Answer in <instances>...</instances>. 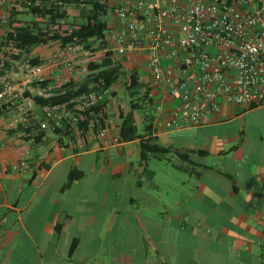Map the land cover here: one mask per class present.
I'll return each mask as SVG.
<instances>
[{"label":"crops","instance_id":"crops-1","mask_svg":"<svg viewBox=\"0 0 264 264\" xmlns=\"http://www.w3.org/2000/svg\"><path fill=\"white\" fill-rule=\"evenodd\" d=\"M146 59L115 58L141 75ZM146 81L154 113H136L140 135L188 150L189 160L143 159L137 137L107 144L89 134L82 150L74 134L52 130L35 144L2 137L16 145L0 161L29 150L32 165L0 175V264H264V104L226 105L203 125L177 128L180 99ZM72 170L81 176L64 188Z\"/></svg>","mask_w":264,"mask_h":264},{"label":"built area","instance_id":"built-area-1","mask_svg":"<svg viewBox=\"0 0 264 264\" xmlns=\"http://www.w3.org/2000/svg\"><path fill=\"white\" fill-rule=\"evenodd\" d=\"M103 2L115 17L105 48L98 49L97 41L88 48L86 43L56 40L26 55L9 36L17 24L11 23L7 0H0V153L16 145L2 137L15 133L35 144L45 131L58 128L74 134L81 150L89 134L120 144V127L108 119V107L95 109L113 97L104 80L67 101L37 103V98L59 96L71 82L94 79L96 70L90 65L100 63L107 52L112 58L147 55L146 68L157 86L181 101L170 117L177 128L203 125L226 105L264 104V0ZM31 165L29 150L19 152L16 160L0 161V175L23 174Z\"/></svg>","mask_w":264,"mask_h":264},{"label":"trees","instance_id":"trees-1","mask_svg":"<svg viewBox=\"0 0 264 264\" xmlns=\"http://www.w3.org/2000/svg\"><path fill=\"white\" fill-rule=\"evenodd\" d=\"M22 11L16 7L11 10V23H16L15 18L21 13H30L36 16L39 20L27 21L23 25H18L15 32H9V36L14 38L25 50L27 55L33 48L48 44L50 41L59 40L63 45L77 41L86 43L87 47L100 42L98 49L105 48L106 34L113 28L107 20L110 13L109 6L103 0H17ZM73 6L83 17V22L78 24H65L69 17L66 9L67 6ZM112 53L107 52L106 56L100 63L94 62L90 65L91 69L96 70L95 78H87L82 82H71L63 87L59 96L49 99H38V104H57L69 100L75 95L90 92L95 89L96 83L104 80L107 88H113L112 95L115 96L114 86L120 77L124 76V86L128 90L130 99V108L128 111L120 112V139L128 141L132 137L141 138L140 148L142 158L145 159L148 154L161 156L171 152L176 153L182 160H189L188 150H177L173 148L163 147L155 143L151 138L144 139V135L137 133L136 113L144 112L146 99L148 103H153V98L150 96L152 88L142 82L141 74L137 70H126L122 64L112 58ZM25 56V55H24ZM32 62H39L37 59ZM145 88L144 100H139V91ZM109 101L104 100L99 106L95 107L96 111L103 110L107 107ZM102 111V112H103ZM104 113V112H103ZM151 124L147 126L146 131L151 129ZM56 134H69L67 128H58L54 130ZM42 135L39 137L41 139ZM38 139V140H39ZM204 153V152H200ZM81 173L72 170L68 176V180L64 186L67 188L70 184L80 177Z\"/></svg>","mask_w":264,"mask_h":264},{"label":"rangeland","instance_id":"rangeland-1","mask_svg":"<svg viewBox=\"0 0 264 264\" xmlns=\"http://www.w3.org/2000/svg\"><path fill=\"white\" fill-rule=\"evenodd\" d=\"M12 4L14 6H16V8L19 9V11H22L20 4H19V6H17L16 5L17 3L14 1L12 2ZM66 9L69 13V17L66 21H64L65 24H67V22L71 23V24H73V23L78 24V23H81L84 21L83 17L80 15L79 11L77 9H75L73 6L69 5L66 7ZM106 18L110 24L113 23V22H111V20L113 18L111 13H109ZM15 20H16L15 21L16 24L23 25L27 21L29 22L32 20H39V19L36 16H34L33 14L24 12V13L19 14L15 18ZM144 74L145 75H143V74L141 75L142 79H143V80L141 79L142 82L147 83L146 80H148V82H150L151 84L155 83L153 76L149 72L148 73L145 72ZM145 78H146V80H145ZM124 81H125L124 76L120 77V79L117 81V83L115 84L116 89L114 87L116 95L112 97V100L110 99L109 104H108V107H110V109L112 111H114V113H112V115H115V116H119L121 111H128L130 108L129 93H128V90L126 89V87L123 85ZM144 95H145V88L142 89L141 91H139L138 99L144 100ZM150 96H151V93H150ZM145 99H146L145 108L148 109L149 112L154 113L153 108H151L152 104L148 103L147 98H145ZM115 101H118V102H115ZM113 102H115V103H113ZM37 110H38L37 111L38 117L40 119H44V115H43L42 111L39 108H37ZM142 130H143V124H138L137 125V133L141 134ZM49 135L54 137L52 132H50Z\"/></svg>","mask_w":264,"mask_h":264}]
</instances>
